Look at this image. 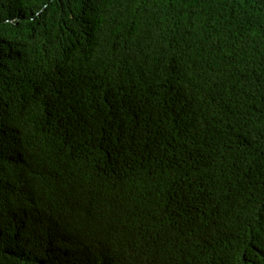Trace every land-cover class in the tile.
<instances>
[{"label": "trees", "instance_id": "trees-1", "mask_svg": "<svg viewBox=\"0 0 264 264\" xmlns=\"http://www.w3.org/2000/svg\"><path fill=\"white\" fill-rule=\"evenodd\" d=\"M73 259L264 264V0H0V264Z\"/></svg>", "mask_w": 264, "mask_h": 264}, {"label": "clouds", "instance_id": "clouds-1", "mask_svg": "<svg viewBox=\"0 0 264 264\" xmlns=\"http://www.w3.org/2000/svg\"><path fill=\"white\" fill-rule=\"evenodd\" d=\"M26 223H27V221H26ZM24 225H25V222H24ZM73 264H90V263L87 262V261H84L83 263H80L78 259H76V260L73 259Z\"/></svg>", "mask_w": 264, "mask_h": 264}]
</instances>
